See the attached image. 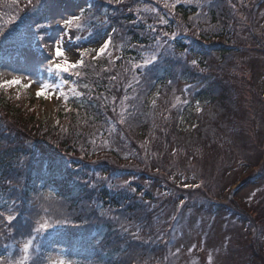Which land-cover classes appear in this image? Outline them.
Wrapping results in <instances>:
<instances>
[{
  "label": "trees",
  "instance_id": "1",
  "mask_svg": "<svg viewBox=\"0 0 264 264\" xmlns=\"http://www.w3.org/2000/svg\"><path fill=\"white\" fill-rule=\"evenodd\" d=\"M172 1L98 0V12L89 22L86 19L81 29L91 34L99 23L115 18L119 29L117 52L125 55L122 61L90 58L75 70L78 87L85 97L72 100L59 126L43 123L31 108H22L15 99L0 96L3 117L0 119V183L3 182L0 193L6 194L14 205L9 212L4 210L0 214L3 218L0 219V256L16 250L29 240L36 228L49 223L55 227L45 234L76 253L74 264H162L163 251L155 249L156 245L160 246L159 237L151 229L158 215L151 214L142 204L153 201L146 183L160 181L154 171L166 179L171 171H191L196 163L212 158L216 169L212 170L205 187L217 184L218 178L220 181L230 178L233 168L222 162L231 159L230 141L246 138L248 130L252 129L240 124L243 120L240 116L252 111L239 92L247 75L239 68L234 69L236 55L242 52L249 55L245 47L248 42L245 39L246 44L241 40L242 46L233 45L238 16L229 8L228 0H209L210 6L205 7L210 11L208 17L196 15L189 20L188 16L198 13L199 8L177 6ZM18 2L0 0V14H6V9ZM163 2L169 9L174 7L175 17L191 32L188 44L180 35L175 46L189 54L201 51L198 64L203 56L207 62L209 60L210 74L205 75L195 64L190 65L180 49L172 48L170 38L161 43V31H167L166 26L156 24V31L148 26L152 18L146 17V8ZM185 21L198 24L206 35L196 39L194 30L189 29L191 26L188 28ZM170 23L173 26V21ZM204 25L208 26L201 27ZM0 33H3L0 43L8 39L25 41L17 26L16 31L0 26ZM211 34L216 40L208 44L213 38ZM149 60L157 62L147 63ZM179 73L196 84L212 83L209 89L205 86L199 93L209 105L201 116H196L197 128L188 133L178 129L181 112L174 102L178 99L176 87H167L155 106H149L147 101L157 79ZM256 111L258 109L255 114ZM242 145L247 147L244 142ZM257 147V150L264 149V145ZM82 151L84 157L91 155L94 160L82 161L76 157V153ZM99 153L103 156L94 164ZM261 157L264 151L253 166L245 165L241 173L244 177L253 168H260L261 173L244 181L241 188L238 187L240 190L251 185L254 179L264 181ZM259 161L263 164L262 170ZM123 162L126 166H122ZM126 180L127 185L117 187V184L127 183ZM36 181L41 182L42 189L51 185L53 190L38 191ZM199 192L202 190H189L195 198ZM248 211L252 217H261L248 218L253 223L251 229L256 232V240L247 249L252 260L246 263L264 264V205ZM6 213L13 215L12 223L7 225L8 217L3 216ZM43 232L36 231L32 235L38 239Z\"/></svg>",
  "mask_w": 264,
  "mask_h": 264
},
{
  "label": "rangeland",
  "instance_id": "2",
  "mask_svg": "<svg viewBox=\"0 0 264 264\" xmlns=\"http://www.w3.org/2000/svg\"><path fill=\"white\" fill-rule=\"evenodd\" d=\"M44 1L38 0L37 4L44 3ZM186 1L193 0H173L172 4L179 5ZM263 1L246 0L243 5L239 0H228L233 14L238 16V21L236 22L237 31L234 35L235 42L233 45L242 46L241 40L246 44L245 39L248 42L245 47L248 49L249 55L246 52L236 55L234 69L239 68L242 74L247 75L242 81L244 83L240 85L239 92L244 99H247L248 107L250 108L251 106L252 109L249 114L240 116V118H243L240 124L246 129L248 127L252 128L250 132L249 130L247 132L249 135L245 136L246 138L244 139L238 137L237 142L230 141V146H233L230 152L232 154L230 160L235 158L234 161L222 160L224 164L229 163L231 168H233L230 178L226 181H220L218 178L217 184L215 183L209 188L205 187V184H208L211 179L212 170L216 167L211 162L212 158L210 161L206 158L204 161L196 163L197 166L191 171L169 172L166 175V179H162L160 177L161 174H158V171H154L156 178H159L160 181L157 184L146 183V190H149L153 195V201L149 203L142 202V204L151 214L158 215L152 221L151 229L161 241L159 248L156 245L155 249L163 251L162 264H247L246 262L252 260L247 249L251 243L254 244L256 232L251 229L253 223H250L249 219L254 217V219L258 220L261 215H257V217L253 215L252 217L248 209L264 205V181L258 182L257 179H254L247 188L240 191L236 190L244 181H249V179L256 177V174L261 173L258 170L251 169L246 177L241 174L245 165L253 166L257 159L260 158L262 150H257L259 148L257 146L259 144L264 145V117H262L264 106H261L264 105V102H261L264 100V54L262 53V49L264 50V3L259 5ZM208 3V0H194L192 5H198L200 15L208 17L210 11L205 9V7L209 6ZM48 4L49 13L51 14V21L48 25H51V27H46L49 34L43 36L44 40L39 39L40 41L37 43L39 46L35 45L36 48L39 47V52H30L28 57L25 58L19 57L14 53H9L8 55L0 54V85H2L0 86V95L12 100L15 99L14 102L19 103L22 108L28 110L31 108L30 111L34 112L43 123H49L51 127H57L60 125V119L69 112L70 100L81 95L76 90L73 78L66 75V73L51 69L52 61L56 59L54 55L56 42L62 43V38L67 41V46L62 44L65 56L57 62L67 60L70 63L80 64L79 60L82 59L85 49L80 41L84 40L86 36L76 30L65 27L63 20L79 16V11L82 8L86 10L91 8L93 2L91 0H48ZM165 4L167 3L163 2L162 5H149L146 8V17L152 18V22H149L148 26L156 31V24L167 25V31H161V37L163 38L161 43L166 42L169 38H175L176 35L177 37L181 35L186 42L189 41L191 32L186 31L178 18L175 17L174 7L169 9ZM6 15L16 17V11L13 8H7ZM168 20L173 21V30L169 29ZM163 21H167V23ZM258 22L260 25H257ZM9 26V23H3V29L8 30ZM115 28L117 26L114 22L109 27V30L105 31L102 41L92 48L94 49V51H91L93 59L111 54L113 47V39L111 37L117 33ZM200 32L203 33V31ZM196 34L199 37L198 32ZM211 35L213 40L208 44H212L215 41L214 35ZM109 39L111 43L104 54L101 55L99 50ZM118 54L120 58L124 57L121 52ZM183 57L185 58V55ZM186 58L188 61H195V58L191 55H186ZM205 59L197 67L199 71L208 75L212 67L208 66L209 60L207 62ZM26 61H32L31 66H26ZM221 61L222 58L218 60V63ZM231 63L232 65L234 64V62ZM202 66L204 67L202 68ZM177 78L179 79L178 96L181 98L180 100L184 101V103L180 102V104L185 109L194 108L191 112H199L200 106L198 105L200 104L196 105L197 98L195 93L202 90L205 86L209 89L210 84L205 81V83L190 85L195 82H191L190 79L184 81L181 79L180 73ZM9 80H20L22 83L8 86L5 82ZM44 84L50 85V92L55 93V95H49L48 98L38 96L37 93ZM24 85H31V87L26 88ZM190 88H192L191 91H189ZM61 92L64 93L63 96L60 95ZM177 101L178 99L175 98L174 102L176 103ZM218 101L222 103L223 99L219 98ZM180 104L178 101V110L182 109ZM222 105H225L224 102ZM256 109H258L256 111L257 115L255 114ZM187 116L189 115L185 113L183 117L185 120L180 123L181 131H185V133L195 130L198 126V123L196 124L194 120L188 123L186 120ZM2 118V115H0V119ZM177 121L180 120L177 119ZM242 142L247 147L243 146ZM225 147H228V145H225ZM102 156L103 154L99 153V157L95 158L96 162L94 164L98 163L99 158ZM76 157L81 158L82 161L83 159L87 161L94 160L91 155L84 157L83 151L77 152ZM206 157H210V155ZM14 166L17 168L16 164ZM122 166H126V164L123 162ZM120 170L123 171L125 169ZM201 177L206 180L204 181ZM146 178L149 181V178ZM128 183L129 181L125 184H117V187H123ZM201 183L204 185L200 189L202 192L197 193L196 198L194 195L191 196L192 194L188 190H196ZM220 183L222 184L220 185ZM243 210L248 214L244 213ZM3 216L11 217L7 213ZM176 216L178 217L175 220ZM173 220H175L174 223ZM243 221L245 223L241 224ZM6 222L5 225L12 223V220L9 221L7 219ZM24 244L17 247L21 259L27 255L28 260H30L32 256L28 254V251L27 253L24 252ZM48 259L50 260L48 264H60L61 261H63V264H68L64 260L63 254L60 253L50 256ZM28 260L27 263H29Z\"/></svg>",
  "mask_w": 264,
  "mask_h": 264
},
{
  "label": "snow or ice",
  "instance_id": "3",
  "mask_svg": "<svg viewBox=\"0 0 264 264\" xmlns=\"http://www.w3.org/2000/svg\"><path fill=\"white\" fill-rule=\"evenodd\" d=\"M80 17L79 16H74L72 19H64L63 20V25L65 27H68L70 28L74 22L76 21H79ZM164 23H167V21H163ZM59 23V22H57ZM38 28L40 29H43V28H46V27H51V25H44V24H39L37 25ZM76 27L79 28L80 25L79 23L76 24ZM0 36H3V33H0ZM41 40H44V37L41 36L40 37ZM111 43V40L109 39L106 43H104V45L100 48V54H104V52L106 51V49L109 47V44ZM45 47H47V45H45ZM54 55H55V60L52 61V64H51V69L54 70V71H57V72H63V73H69L71 69H75L77 68V64L76 63H70L69 61L67 60H63V62H57L59 61L62 57L65 56V52L61 46V43L60 42H56V46H55V49H54ZM85 55H87V52L85 53ZM78 59H79V56H78ZM154 61L152 60H149L147 61V63H152ZM79 63L80 64H83L84 61L82 59L79 60ZM195 63V62H194ZM76 75L78 76L79 73L77 72ZM8 86H12V85H20L22 82L20 80H9V81H6L5 82ZM2 86V85H0ZM24 87H31V85H24ZM38 96H43L45 98H48L49 95H55V93H52L50 92V85L48 84H44L40 90L38 91L37 93ZM61 96L64 95L63 92L60 93ZM9 221H11L13 219V217H9L8 218ZM55 225H52V224H49V223H44L40 226L39 229H37V232H41V230L43 231H47L48 229L50 228H54ZM32 244V240H28L27 243L24 244V252L27 253L29 247L31 246ZM28 260V256L25 255L21 260L19 261H9L8 264H25V261ZM0 264H4L3 261H0ZM60 264H63V261L60 262Z\"/></svg>",
  "mask_w": 264,
  "mask_h": 264
},
{
  "label": "bare ground",
  "instance_id": "4",
  "mask_svg": "<svg viewBox=\"0 0 264 264\" xmlns=\"http://www.w3.org/2000/svg\"><path fill=\"white\" fill-rule=\"evenodd\" d=\"M61 42L63 45L67 46V41L64 38L61 39Z\"/></svg>",
  "mask_w": 264,
  "mask_h": 264
}]
</instances>
